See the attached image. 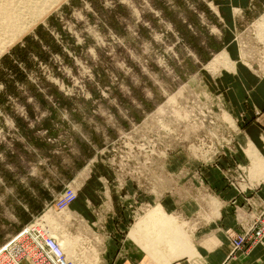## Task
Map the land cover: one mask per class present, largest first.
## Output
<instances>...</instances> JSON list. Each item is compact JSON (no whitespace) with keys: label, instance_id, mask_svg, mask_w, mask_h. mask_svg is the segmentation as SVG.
Wrapping results in <instances>:
<instances>
[{"label":"rangeland","instance_id":"1","mask_svg":"<svg viewBox=\"0 0 264 264\" xmlns=\"http://www.w3.org/2000/svg\"><path fill=\"white\" fill-rule=\"evenodd\" d=\"M263 24L264 0L55 3L0 53V248L48 210L52 230L71 241L60 244L69 256L102 262L105 236L73 204L54 205L67 186L78 189L74 172L83 167H123L135 188L164 197L178 191L174 168L221 157L244 191L264 187L248 157L260 151L246 136L264 116L248 94L243 109L231 100L255 81L264 90ZM134 211L127 245L136 261L188 258L191 224L161 206ZM41 224L34 227L45 233Z\"/></svg>","mask_w":264,"mask_h":264},{"label":"crops","instance_id":"2","mask_svg":"<svg viewBox=\"0 0 264 264\" xmlns=\"http://www.w3.org/2000/svg\"><path fill=\"white\" fill-rule=\"evenodd\" d=\"M218 13L222 14L221 7ZM257 83L258 81L250 83L249 89L242 87L243 91L240 88V96H236L235 100L230 99L236 107L243 109L245 97L242 94H248L256 104L253 105L258 110L261 109L264 116V90L255 87ZM263 84L264 82L261 83ZM252 116L255 118V112H252ZM260 119H254L248 126L246 136L249 148L253 143L264 157V123ZM182 157L179 154L176 159L180 161ZM223 165L224 167L222 158V170L188 159L173 170L177 176L178 191L164 197L161 192L152 194L139 187L135 188L128 181L123 182L121 189L116 181L115 171L105 166H92L88 171L86 167L76 170L73 180L80 179V185L78 197L72 203L75 212L107 239L101 251L104 259L99 264H112L113 258L108 260V255L119 257V262L114 264H145L143 261L146 256L141 259L143 261H136L132 247L127 245L132 224L140 218L139 212L134 211V208L144 213L158 206L163 207L167 213H178L180 220L191 224L192 247L187 254L188 258L181 264H264V244H253L246 250L233 253L231 243V235L243 232L264 207V187L254 186L249 192L244 191L240 182L237 184L228 178L231 169L226 166L229 164ZM211 197H216L220 202L216 212L210 204L211 200H208ZM201 209L209 217L202 216ZM196 221L199 223L197 228ZM185 227L188 228V225ZM124 255L127 257H122V260L121 256ZM129 256L132 260H127Z\"/></svg>","mask_w":264,"mask_h":264},{"label":"built area","instance_id":"3","mask_svg":"<svg viewBox=\"0 0 264 264\" xmlns=\"http://www.w3.org/2000/svg\"><path fill=\"white\" fill-rule=\"evenodd\" d=\"M220 158L213 161L208 160L207 163L211 162L214 167L222 170ZM207 163L205 164L208 165ZM121 168L117 167L113 170L116 173L117 182L124 185L123 182L131 180V172ZM139 174L146 175V170H141ZM77 197L78 189L71 185L67 186L63 193L57 197L54 205L59 210L69 208ZM231 243L233 253L246 250L253 244L264 243V208L243 232L231 235ZM0 264H77V262L68 258L53 237L45 235L41 228L35 226L31 229L25 227L0 248Z\"/></svg>","mask_w":264,"mask_h":264},{"label":"bare ground","instance_id":"4","mask_svg":"<svg viewBox=\"0 0 264 264\" xmlns=\"http://www.w3.org/2000/svg\"><path fill=\"white\" fill-rule=\"evenodd\" d=\"M58 1L59 0H0V53L7 46L11 45L12 43L14 44V42H17L21 36L23 37L24 36L23 34L27 31H29V29L31 28V25L36 20L42 19L45 16V14L51 9V7L55 3H57ZM52 9H54V8H52ZM260 26L264 30V24L260 25ZM262 35L264 37V31L262 32ZM225 55L227 56L226 53H224V54L221 53L217 57H215L214 60L219 63L222 61V60L220 61V59L223 56L225 57ZM225 59H227V58H225ZM225 61L226 60H224L223 63L225 65H227L225 63ZM228 61H227V63H228ZM211 64L213 65V63H211ZM226 116L228 117L227 113H226ZM252 149H253V151H250L251 157L249 156L251 158L250 159L251 162H253L252 166L256 167V169L261 168L260 172H261V170L263 172L264 171V158L259 156L260 153L257 151L256 147H252ZM254 167H253V169H254ZM262 176H263V174H262ZM212 205H213V207H215V210L217 209V211H218L219 201L217 199H214V201H212ZM39 220H42L41 225L45 229V233H46V234L44 233L45 235L50 236V237H55L54 239L58 242L59 245L60 244L62 245L64 243V241L69 242V245H71V241H69V239H67L66 236L59 237L58 234L56 235V233L52 230V227H54V226H53V222H52V216L48 210L43 212L40 216L36 217V219L33 221V223H31V224H29V226H27V229H31L32 227H34V225L36 223H38ZM53 220H55V219L53 218ZM157 222H158V220H157ZM159 223H161V222H159ZM168 223H169V221H168ZM163 224H164V222H163ZM165 225H167V224H165ZM164 228L165 227H163V229ZM61 245H60V247L63 249L64 246L62 247ZM64 252L68 256V258L78 262L77 258L69 256L65 250H64Z\"/></svg>","mask_w":264,"mask_h":264}]
</instances>
